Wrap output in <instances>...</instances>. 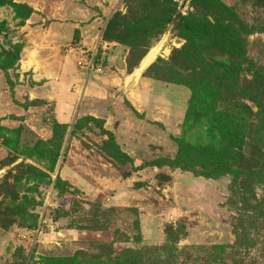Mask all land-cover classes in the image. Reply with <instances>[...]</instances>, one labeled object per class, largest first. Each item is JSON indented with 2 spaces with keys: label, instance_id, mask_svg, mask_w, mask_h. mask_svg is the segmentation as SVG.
Wrapping results in <instances>:
<instances>
[{
  "label": "rangeland",
  "instance_id": "rangeland-1",
  "mask_svg": "<svg viewBox=\"0 0 264 264\" xmlns=\"http://www.w3.org/2000/svg\"><path fill=\"white\" fill-rule=\"evenodd\" d=\"M0 264H264V0H0Z\"/></svg>",
  "mask_w": 264,
  "mask_h": 264
},
{
  "label": "trees",
  "instance_id": "trees-1",
  "mask_svg": "<svg viewBox=\"0 0 264 264\" xmlns=\"http://www.w3.org/2000/svg\"><path fill=\"white\" fill-rule=\"evenodd\" d=\"M113 21L114 20H111L109 23H108V28H110L111 29V27L113 26ZM115 23V22H114ZM115 35H117V36H115ZM115 35H112V33L110 32H108V30H107V28H105V30H104V33H103V37L105 38H113V37H121V34H115ZM241 111H243V112H245V111H248L249 110V113H251V114H256V112L255 111H253L252 110V108H250L248 105H244L243 107H241V109H240Z\"/></svg>",
  "mask_w": 264,
  "mask_h": 264
},
{
  "label": "bare ground",
  "instance_id": "bare-ground-1",
  "mask_svg": "<svg viewBox=\"0 0 264 264\" xmlns=\"http://www.w3.org/2000/svg\"><path fill=\"white\" fill-rule=\"evenodd\" d=\"M156 56L154 50L150 51L148 55L142 61V67H146ZM141 68V67H140Z\"/></svg>",
  "mask_w": 264,
  "mask_h": 264
},
{
  "label": "crops",
  "instance_id": "crops-1",
  "mask_svg": "<svg viewBox=\"0 0 264 264\" xmlns=\"http://www.w3.org/2000/svg\"><path fill=\"white\" fill-rule=\"evenodd\" d=\"M74 30V29H73ZM66 32H69L70 33V30H66Z\"/></svg>",
  "mask_w": 264,
  "mask_h": 264
}]
</instances>
